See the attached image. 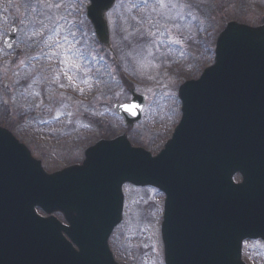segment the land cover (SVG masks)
I'll return each instance as SVG.
<instances>
[{
	"label": "water",
	"instance_id": "obj_1",
	"mask_svg": "<svg viewBox=\"0 0 264 264\" xmlns=\"http://www.w3.org/2000/svg\"><path fill=\"white\" fill-rule=\"evenodd\" d=\"M115 1L87 7L104 47L103 14ZM13 39L14 28L7 49ZM214 52L199 80L180 87V123L156 157L122 135L87 149L81 166L49 176L0 129V264H115L107 242L121 222L125 183L165 195V264H243L242 242H264V26L227 24ZM132 98L112 109L129 127L144 106ZM35 208L50 217L40 219Z\"/></svg>",
	"mask_w": 264,
	"mask_h": 264
},
{
	"label": "rangeland",
	"instance_id": "obj_2",
	"mask_svg": "<svg viewBox=\"0 0 264 264\" xmlns=\"http://www.w3.org/2000/svg\"><path fill=\"white\" fill-rule=\"evenodd\" d=\"M87 4L0 0V66L6 59L0 67V127L48 173L81 164L87 147L121 134L132 146L159 153L180 117L178 86L212 64L214 40L226 23L264 26V0H116L104 14L115 53L111 59L86 20ZM12 27L13 47L1 50ZM30 48L39 52L36 62L43 68L42 73L41 66L35 70L41 85L35 92L29 84L20 88ZM130 90L144 95L147 105L141 121L127 128L111 107L127 102ZM20 91L35 96L24 101ZM72 97H79L78 103ZM123 194L122 223L109 237L113 259L117 264H164L159 235L163 195L128 185ZM243 248L246 264H264L262 242Z\"/></svg>",
	"mask_w": 264,
	"mask_h": 264
},
{
	"label": "flooded vegetation",
	"instance_id": "obj_3",
	"mask_svg": "<svg viewBox=\"0 0 264 264\" xmlns=\"http://www.w3.org/2000/svg\"><path fill=\"white\" fill-rule=\"evenodd\" d=\"M27 53L29 55V57H28L29 60L28 61H30V62H29V65H28V63H25V65H24L26 67V68H24V69H26V74L23 76V82L20 85V88H23L24 84H29V88H34V92H35L37 87L39 89V83L38 82L40 80V77H38L39 73H37V71H35L36 70V65H35L36 57L33 56V52L30 49L28 50ZM5 61H6V59H5ZM9 61H10V58L7 59L8 63H10ZM30 64H33L34 66H31ZM3 66H6V63ZM28 71L30 72L29 74L27 73ZM32 75H33L34 78H32ZM40 87H41V85H40ZM5 89H6V87H5ZM24 92H25V90H24ZM24 92H21V91L19 92L20 95L24 96V101H25V99L31 100L32 96H35V95H33L32 92H29L30 93L29 96H27V94H25ZM4 99H5L4 100V104H5L6 103V94H5V98ZM31 103H33V102H31ZM35 108H37V107H35ZM28 110H31V108H29ZM5 114H6V110H5Z\"/></svg>",
	"mask_w": 264,
	"mask_h": 264
},
{
	"label": "snow or ice",
	"instance_id": "obj_4",
	"mask_svg": "<svg viewBox=\"0 0 264 264\" xmlns=\"http://www.w3.org/2000/svg\"><path fill=\"white\" fill-rule=\"evenodd\" d=\"M54 7H59V5H52ZM71 35H75L74 33H71ZM65 39H67V37H65ZM173 42H178V41H173Z\"/></svg>",
	"mask_w": 264,
	"mask_h": 264
}]
</instances>
